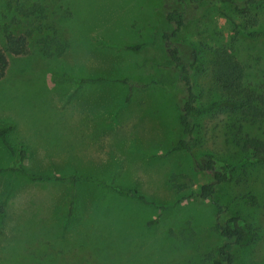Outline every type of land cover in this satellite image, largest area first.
<instances>
[{"label": "rangeland", "instance_id": "374dc122", "mask_svg": "<svg viewBox=\"0 0 264 264\" xmlns=\"http://www.w3.org/2000/svg\"><path fill=\"white\" fill-rule=\"evenodd\" d=\"M161 3L0 0V27L31 31L27 52L8 54L0 78V127L12 125L5 138L23 148L21 164L30 172L86 177L31 180L6 169L17 154L4 149L0 136V264H209L205 254L221 242L212 225L230 213L257 231L251 244L232 247L234 264H264V164L217 185L212 198L193 196L210 180L193 167L194 158L208 152L231 163L240 154L222 111L191 117L195 145L175 148L182 137L180 94L161 38L171 28ZM38 6L41 14L20 13ZM187 6L172 42L183 54L189 44L198 50L192 82L199 102L219 97L209 62L220 45L230 48L244 82L264 97V34H234L221 13L231 15L226 7ZM252 14L264 25V8ZM134 44L140 47L128 48ZM45 45L49 55L41 51ZM61 74L103 79L77 83ZM245 129L264 138V119Z\"/></svg>", "mask_w": 264, "mask_h": 264}, {"label": "trees", "instance_id": "16d2710c", "mask_svg": "<svg viewBox=\"0 0 264 264\" xmlns=\"http://www.w3.org/2000/svg\"><path fill=\"white\" fill-rule=\"evenodd\" d=\"M205 1L213 4L219 11L223 7L229 10L231 15L221 13L227 18L234 34L256 37L264 34V25L258 26V20L252 13L264 8V0H162L161 3L163 6L160 11L163 14V18L171 25L169 31L161 33V38L165 46L167 63L174 73L178 95L180 94L177 100V117L182 137L177 140L175 148L190 151L192 146L195 145L196 141L193 136L191 117L211 111H222L229 118L228 123L232 138L240 154L239 159L231 163H226L208 152L203 153L199 159L194 158L193 167L197 170L208 172L210 180L201 183L193 196L209 199L212 198L217 185L229 183L234 178L243 176L248 167L264 164V138L250 134L245 129V124L247 125L254 121L262 122V119H264V97L244 82L242 66L230 48L220 45L210 51L209 62L210 77L219 91V97L208 104L203 105L199 102L192 82V72L198 70L201 64L198 50L194 45L189 44L186 53L183 54L172 40L177 37L178 32L185 24L187 5ZM41 12L42 8L38 6L32 7L30 10H22L20 13L21 15H30L31 13L41 14ZM38 31H41V29L38 28ZM30 35L31 31L29 30L19 34L13 33L8 28L7 23L0 27V78L3 76L7 66V55L25 54L27 52V37ZM47 47L48 45L40 47L45 55L50 54L47 51ZM139 47V44L128 46V48L133 50H137ZM59 78L73 80L77 83L84 81L94 82L103 79L102 76L75 79L66 74H61ZM55 79H57L56 76ZM134 85L137 86L136 83ZM11 128V124L0 127L2 146L11 156L17 154V157L12 160V163L6 169L17 171L31 180L54 177L57 179L69 178L72 182H75L78 179H86L82 175L71 174L66 177L53 174H38L26 170L21 164L25 157V151L23 148L15 149L5 138ZM95 181L99 182L98 179H95ZM101 184L118 191L120 194L138 195L131 188L117 187L111 182L102 181ZM214 205L216 215L221 214L223 212L221 206L216 202H214ZM71 207L72 202L70 201L65 213L66 217L72 215ZM212 229L221 237V242L205 254V260L209 264H234L232 247L251 244L255 240L257 233L254 226L236 213L225 214L219 219L217 216Z\"/></svg>", "mask_w": 264, "mask_h": 264}]
</instances>
